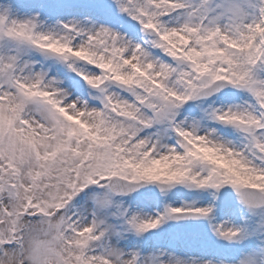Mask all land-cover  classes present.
<instances>
[{"label": "snow or ice", "instance_id": "6c2138e0", "mask_svg": "<svg viewBox=\"0 0 264 264\" xmlns=\"http://www.w3.org/2000/svg\"><path fill=\"white\" fill-rule=\"evenodd\" d=\"M0 264H264V0H0Z\"/></svg>", "mask_w": 264, "mask_h": 264}]
</instances>
